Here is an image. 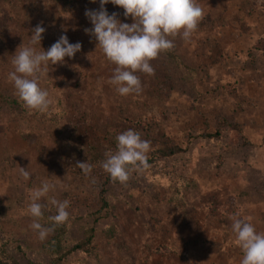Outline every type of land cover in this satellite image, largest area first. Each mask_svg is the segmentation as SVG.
Returning <instances> with one entry per match:
<instances>
[{
    "label": "rangeland",
    "instance_id": "rangeland-1",
    "mask_svg": "<svg viewBox=\"0 0 264 264\" xmlns=\"http://www.w3.org/2000/svg\"><path fill=\"white\" fill-rule=\"evenodd\" d=\"M197 3L204 17L190 39L170 37L174 47L150 62L154 75L136 73L142 91L121 96L109 82L115 65L85 32L93 27L85 11L99 0H0V258L50 261L51 198L70 202L67 249L96 229L92 253L72 251L60 264H240L231 217L264 233V0ZM105 8L133 22L111 2ZM37 25L46 31L31 45ZM61 35L81 50L49 62L38 82L54 102L28 109L8 78L12 56L19 46L46 51ZM128 129L150 142L147 156L160 133L183 151L110 183L108 215L95 223L101 162ZM44 181L55 189L39 201L38 222L50 229L42 241L28 206ZM212 198L218 218L208 214Z\"/></svg>",
    "mask_w": 264,
    "mask_h": 264
},
{
    "label": "clouds",
    "instance_id": "clouds-1",
    "mask_svg": "<svg viewBox=\"0 0 264 264\" xmlns=\"http://www.w3.org/2000/svg\"><path fill=\"white\" fill-rule=\"evenodd\" d=\"M109 2L122 8L124 16L131 17L133 22H121L117 13L109 14L105 8ZM99 4L98 10L85 11L93 25L85 32L95 38L107 60L115 65L109 82L121 96L141 92V80L136 73L154 75L155 69L150 62L174 47L170 37L181 35L184 40L190 39L204 17L197 0H99ZM45 31L44 27L35 26L30 44H40ZM81 47L80 42L70 43L66 35H61L46 51H37L30 46L17 48L11 59L14 70L8 78L26 108L42 113L50 108L54 101L50 93L40 87L39 75L46 71L49 62L51 65L62 63L65 57H74ZM115 140V151L105 153L101 167L114 182L126 184L132 171L149 166L147 153L150 142L143 140L133 129L119 133ZM78 166L86 174L91 172V166L86 162L78 163ZM20 172L25 179L30 178V173L24 168L21 167ZM54 189V184L44 181L30 192L28 213L35 218L31 227L38 231L42 241L50 229L38 222L43 218L44 208L39 201ZM50 203L56 208V214L48 219L54 225L64 224L69 217L67 208L70 202L51 198ZM231 219L232 231L243 253L240 264H264V233H258L248 219L238 216Z\"/></svg>",
    "mask_w": 264,
    "mask_h": 264
},
{
    "label": "trees",
    "instance_id": "trees-1",
    "mask_svg": "<svg viewBox=\"0 0 264 264\" xmlns=\"http://www.w3.org/2000/svg\"><path fill=\"white\" fill-rule=\"evenodd\" d=\"M154 148L150 154L147 156L148 165L152 164L154 160L163 159L170 157L178 152L183 151V148L179 145L172 143V141L163 133L158 134V137L154 139ZM114 181L110 178V175L106 172L102 176L101 180V189L99 191V208H97L92 215H94V222L97 223L102 219L106 218L109 212V201L107 198V186ZM208 202V209H213L208 212L211 215H216L214 217L218 218L219 210L215 207L218 203V200L212 198ZM212 203V204H211ZM214 208H210L211 206ZM209 214V215H210ZM53 215V214H52ZM51 215V216H52ZM210 215V216H211ZM45 219L49 222V226L51 229V237L45 243L44 250L50 256V261L45 264H60L61 261L66 258L72 251H83L87 253H92L94 250L93 240L96 235V229L94 226L88 227L85 230L84 236L80 239L73 247L67 249L66 238L68 234V220L62 225H54L48 218ZM2 247H5L3 244ZM0 264H19L18 261L14 260H3L0 258ZM26 264H37L32 261H28Z\"/></svg>",
    "mask_w": 264,
    "mask_h": 264
}]
</instances>
